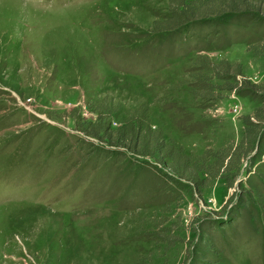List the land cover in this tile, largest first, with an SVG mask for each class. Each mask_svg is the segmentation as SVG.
<instances>
[{"label":"rangeland","instance_id":"rangeland-1","mask_svg":"<svg viewBox=\"0 0 264 264\" xmlns=\"http://www.w3.org/2000/svg\"><path fill=\"white\" fill-rule=\"evenodd\" d=\"M181 1L0 0V264H264V2L182 31L165 23ZM204 56L239 63L255 99ZM99 114L142 116L193 162L240 143L246 116L257 140L198 188L77 127Z\"/></svg>","mask_w":264,"mask_h":264},{"label":"trees","instance_id":"trees-1","mask_svg":"<svg viewBox=\"0 0 264 264\" xmlns=\"http://www.w3.org/2000/svg\"><path fill=\"white\" fill-rule=\"evenodd\" d=\"M188 1L189 2L181 1L170 8L171 15L165 23H167V25L172 23V25H170L172 29L180 28L182 31L186 30L199 20L196 19L197 17H201L203 20H211L226 15L245 17L252 20L260 19V17H262L259 15L261 12L259 10L261 8L260 4L264 2V0ZM223 64L225 66L221 69V65ZM201 67L205 69L206 72L211 71V77L225 82L231 81L230 84L228 83L229 85L219 88L226 91H233L235 95L248 96L252 100L255 99L253 91L256 89V84L251 83L246 78H241V67L239 63L235 64L234 67L236 71L232 73L229 71V68H232V66L228 61H222L219 62L218 65H215L209 61L208 56H204V64ZM238 75L240 77L237 78ZM244 89H246V91ZM242 90H244V93ZM212 97L216 100L219 99L220 95ZM258 111L260 110L256 111L255 116L259 119L262 118L263 114L258 113ZM249 117L250 116L245 117V132L240 143L226 146L218 154H214L208 150L202 156L195 159L194 162L192 157L186 154L181 146H178L173 140L166 141L163 137L162 131L160 129L153 130L150 127L149 122L142 119V116L127 119L122 125L116 127L115 130H110L108 126L104 127V124H102L101 121L103 119L101 115L98 117L100 121L97 123H90L88 127L84 129L78 122L77 127L83 132H86L87 135L96 137L99 140H109L110 143H113L116 146L129 143L128 148L135 152L136 150H139V152L144 154L156 156L157 158H155V160L161 166L168 167L171 173L175 175L193 179L198 188H200L205 186L206 179L200 176V172H208L210 179L219 176L227 182L237 175L241 166L239 162H241L242 158H245L246 153H248L252 146H254V143L257 140L255 137V130L258 125L251 121ZM140 140H142V146L139 144ZM212 154L215 157V168L208 165L203 169L204 167L201 165H204L207 157L212 156ZM200 161L201 163H199Z\"/></svg>","mask_w":264,"mask_h":264}]
</instances>
